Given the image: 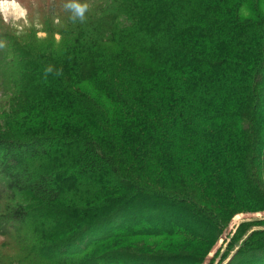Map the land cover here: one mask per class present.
Masks as SVG:
<instances>
[{
	"label": "trees",
	"instance_id": "trees-1",
	"mask_svg": "<svg viewBox=\"0 0 264 264\" xmlns=\"http://www.w3.org/2000/svg\"><path fill=\"white\" fill-rule=\"evenodd\" d=\"M94 15V38L26 62L49 97L0 132V228H44L38 264H201L234 216L264 212V0H101ZM244 232L227 264H264V231L238 247ZM133 239L183 253L116 248Z\"/></svg>",
	"mask_w": 264,
	"mask_h": 264
},
{
	"label": "rangeland",
	"instance_id": "rangeland-1",
	"mask_svg": "<svg viewBox=\"0 0 264 264\" xmlns=\"http://www.w3.org/2000/svg\"><path fill=\"white\" fill-rule=\"evenodd\" d=\"M100 1L0 0V132L34 124L31 112L28 110L33 106L34 100H44L43 104L47 107L45 100L49 97V93L42 81L43 73L41 74L35 67V63H30L31 66H28L26 62L33 59L39 63H51L49 54L57 49L56 46L62 43L63 39L68 38L69 43L72 42L71 47H77L78 39L82 38V35L77 39L73 37L74 35L83 34L94 38L99 31V23L94 13L96 4ZM84 5L86 8L83 13H78L75 6ZM109 14L111 9L106 8L103 15ZM124 29L122 28V31ZM100 35L98 40L108 44L113 50L115 47H112L111 37L107 33ZM49 42L54 45V49L50 50ZM44 111L46 110L43 109ZM24 119H30L28 124ZM37 166L39 165L36 164ZM36 167L31 166L30 170L33 171ZM40 167L44 169L43 165ZM13 206V203L0 202L2 222V216L8 214V209ZM263 222L264 212L234 216L223 236L201 264H227L234 253V250L227 249V244L240 226L245 225V232L241 239H238L236 245L238 247L252 232L264 231ZM142 227L147 226L142 225ZM43 229L31 221L23 227L17 224H4L2 230L0 228V264H38L33 257L37 252L38 244L35 237L36 232L40 236V231ZM116 248L149 256L182 252V246L173 239H133L116 243ZM41 264L47 262L41 261Z\"/></svg>",
	"mask_w": 264,
	"mask_h": 264
},
{
	"label": "clouds",
	"instance_id": "clouds-1",
	"mask_svg": "<svg viewBox=\"0 0 264 264\" xmlns=\"http://www.w3.org/2000/svg\"><path fill=\"white\" fill-rule=\"evenodd\" d=\"M76 7V9H77V12L78 13H83V11L85 10V8H86V5H84V6H75Z\"/></svg>",
	"mask_w": 264,
	"mask_h": 264
}]
</instances>
